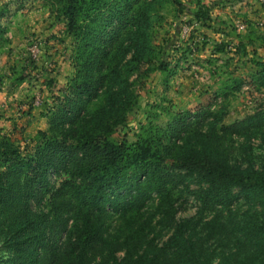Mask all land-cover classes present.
<instances>
[{
  "label": "trees",
  "instance_id": "trees-1",
  "mask_svg": "<svg viewBox=\"0 0 264 264\" xmlns=\"http://www.w3.org/2000/svg\"><path fill=\"white\" fill-rule=\"evenodd\" d=\"M11 1L18 12L33 0ZM39 1L73 40V75L61 88L46 83L60 97L31 149L0 132V264H264V169L256 168L264 102L225 123L244 79L226 75L215 103L196 111L158 106L164 126L151 109L134 142L115 138L152 74L167 86L178 70L167 51L178 47L183 22L167 46L156 43L157 26L170 11L207 22L202 0ZM5 13L0 51L10 44ZM255 38L263 39L252 27L250 45ZM250 75L264 94V63ZM190 197L198 211L178 221ZM241 200L249 209L239 216Z\"/></svg>",
  "mask_w": 264,
  "mask_h": 264
},
{
  "label": "rangeland",
  "instance_id": "rangeland-1",
  "mask_svg": "<svg viewBox=\"0 0 264 264\" xmlns=\"http://www.w3.org/2000/svg\"><path fill=\"white\" fill-rule=\"evenodd\" d=\"M202 3L211 17L207 22H197L186 14L176 18L170 11L157 26L156 43L167 46L176 27L183 22L182 29L186 33L182 30L178 47L167 51L172 67L179 64L178 70L167 86L160 72L152 74L139 90L140 109L130 115L116 134L117 140L136 141L141 128L148 123L151 109L161 114L158 124L164 126L169 117L162 112L163 108L179 113L215 103L216 92L228 74L244 79L247 85L231 102L226 124L243 119L246 113L264 102V94L250 83L255 62L264 63V0H202ZM0 11H6L3 24L9 28L7 36L10 38V44L0 51V132L22 149L29 150L37 133L47 129L48 119L44 115L59 96L46 83L53 78L61 88L73 75L67 59L74 43L66 37L64 24L55 19L42 1H27L17 12L16 3L0 0ZM252 27L263 39L255 38L250 45L247 36ZM245 45L246 53L242 51ZM23 73L26 80L13 83V79ZM255 146H259V142H255ZM256 156V168L264 169V149H258ZM54 181L52 176V183ZM184 206L177 216L178 221L190 219L198 211L193 197ZM248 209L241 200L233 210L241 216ZM164 233L163 241L171 236V232ZM221 244L219 240L216 242L218 251Z\"/></svg>",
  "mask_w": 264,
  "mask_h": 264
},
{
  "label": "built area",
  "instance_id": "built-area-1",
  "mask_svg": "<svg viewBox=\"0 0 264 264\" xmlns=\"http://www.w3.org/2000/svg\"><path fill=\"white\" fill-rule=\"evenodd\" d=\"M241 27L244 28V26H241ZM185 33H186V30L184 29V30H183V34H185ZM36 45H37V44H36Z\"/></svg>",
  "mask_w": 264,
  "mask_h": 264
}]
</instances>
